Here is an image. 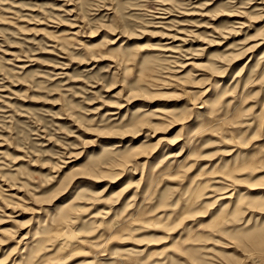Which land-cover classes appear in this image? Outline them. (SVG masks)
Instances as JSON below:
<instances>
[{"label": "rangeland", "instance_id": "1", "mask_svg": "<svg viewBox=\"0 0 264 264\" xmlns=\"http://www.w3.org/2000/svg\"><path fill=\"white\" fill-rule=\"evenodd\" d=\"M263 188L264 0H0V264L263 262Z\"/></svg>", "mask_w": 264, "mask_h": 264}, {"label": "bare ground", "instance_id": "2", "mask_svg": "<svg viewBox=\"0 0 264 264\" xmlns=\"http://www.w3.org/2000/svg\"><path fill=\"white\" fill-rule=\"evenodd\" d=\"M221 179L222 180H219L217 182L218 183L221 182L222 184H225L226 187H225L224 190H227V191H225L224 193L220 194V195H223V196H220L221 197L220 199H232L234 197V194H235V192H234L235 191V185H238V184L235 182V180L233 179V177L230 176V175H228L227 177H221ZM229 187H232V189L228 191V188ZM254 190H256V187H249L248 188V192H250V193H252ZM251 201L254 202L253 204L259 203V205H263L264 204V191H262L260 193L254 194V197L252 198ZM263 255H264V252H263ZM250 264H264V261L262 262V260H260L259 258L257 259V257L255 258V256H254V259L251 260Z\"/></svg>", "mask_w": 264, "mask_h": 264}]
</instances>
